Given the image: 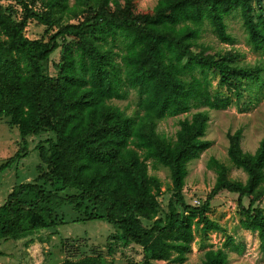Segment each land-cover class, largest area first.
<instances>
[{
  "label": "trees",
  "instance_id": "obj_1",
  "mask_svg": "<svg viewBox=\"0 0 264 264\" xmlns=\"http://www.w3.org/2000/svg\"><path fill=\"white\" fill-rule=\"evenodd\" d=\"M138 2L0 3V116L17 126L20 135L17 151L0 170L27 154L28 136L52 134L46 145H37L36 179L14 185L0 205V240L55 228L57 209L68 204L83 209L86 221L111 223L125 244L139 245L142 258L134 264H182L195 229L223 231L207 212L212 198L225 190L237 194L240 225L257 233L264 252V212L259 206L264 197V133L255 151L247 152L240 145L241 129L229 132L228 160L246 179L230 177L229 167L211 157L207 165L215 171V181L202 201L191 204L183 193L187 164L211 145L203 138L208 112L197 110L179 119L174 138L157 130L160 120L192 108L229 106L230 97L211 92L210 72L237 95L252 86L262 89L263 68L239 66L234 53L208 52L210 47L198 39L207 22L222 42L233 41L225 18L236 12L251 47L264 55V0H157L147 9ZM30 20L55 30L47 40L30 39L23 33ZM58 49L52 75L45 64ZM130 89L138 100L128 114L111 100L127 98ZM148 160L170 173L171 194L163 216L158 215L163 184L149 173ZM56 182L73 191L61 195L46 187ZM230 251L241 252L231 235L222 246L207 249L199 264H227ZM59 264L104 263L100 254H89Z\"/></svg>",
  "mask_w": 264,
  "mask_h": 264
},
{
  "label": "rangeland",
  "instance_id": "obj_2",
  "mask_svg": "<svg viewBox=\"0 0 264 264\" xmlns=\"http://www.w3.org/2000/svg\"><path fill=\"white\" fill-rule=\"evenodd\" d=\"M9 2L10 0H0L3 5ZM156 2L157 0H139L138 5L141 9H147ZM225 22L227 32L231 34L233 41L222 42L207 22L202 28L198 41L210 47L208 52L234 53V63L239 66H260L263 69L259 76L264 77V55L251 47L240 15L236 12L232 13L225 18ZM54 30L30 20L23 33L30 39L47 40ZM58 59L59 49L51 54L45 64V69L52 75L56 73L53 64ZM218 78L217 73H209L210 90L220 97H230L231 102L226 109L214 110L201 106L192 108L187 113L166 117L157 123L159 132L174 138L179 128V119L190 117L197 110L208 112L209 120L203 138L210 140L211 145L202 151L198 158L187 164L183 193L186 202L191 204H194L195 200L202 201L215 181L216 173L207 165L211 157L229 167L230 177L243 181L246 179V173L241 168L233 166L228 160L229 132L241 129L240 145L242 150L247 152L255 151L264 133V84L258 92L252 86V89L241 90L242 93L237 95L230 87L220 85ZM137 100L135 90L130 89L127 98L112 99L111 102L131 114L136 109ZM51 136L50 132L28 136L27 154L16 158L10 167L0 170V205L14 185L36 179L37 165L40 163L37 145L40 143L46 145V138ZM18 141L20 135L17 126L9 125L7 118L0 116V165L14 155L18 149ZM147 163L149 173L158 176L163 184L162 193L158 197L160 203L158 215L163 216L167 211L171 194L168 189V186L171 187L170 173L167 167L157 162L148 160ZM46 187H55L61 195L73 191L61 188L59 182L53 187L50 183H46ZM243 202L247 205L248 198L245 197ZM259 206L264 212V197L259 201ZM56 212L55 228L43 229L18 240H0V264H59L66 258H78L89 254H100L104 264H134L141 260L142 248L131 242L125 244L119 230L111 223L104 220L86 221L83 209H75L68 204H63ZM207 214L223 227V231L208 230L203 233L195 229L191 250L182 264H199L207 249L222 246L229 235L236 243H240L241 252L230 251L227 264H264V252L259 248L257 233L240 225L241 217L237 212L236 193L225 190L219 192L212 198ZM63 246L65 249L62 248ZM153 264L173 263L160 261Z\"/></svg>",
  "mask_w": 264,
  "mask_h": 264
},
{
  "label": "built area",
  "instance_id": "obj_3",
  "mask_svg": "<svg viewBox=\"0 0 264 264\" xmlns=\"http://www.w3.org/2000/svg\"><path fill=\"white\" fill-rule=\"evenodd\" d=\"M194 203L198 204V203H199V200H195V202H194Z\"/></svg>",
  "mask_w": 264,
  "mask_h": 264
}]
</instances>
